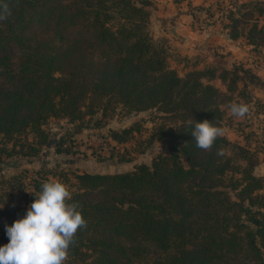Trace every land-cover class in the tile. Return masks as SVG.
<instances>
[{
  "label": "trees",
  "instance_id": "1",
  "mask_svg": "<svg viewBox=\"0 0 264 264\" xmlns=\"http://www.w3.org/2000/svg\"><path fill=\"white\" fill-rule=\"evenodd\" d=\"M143 7L133 0H0L3 143L33 155L28 134L44 136L49 118L75 122L119 108L161 114L148 143L170 151L131 172L75 175L78 189L68 196L41 179H33L31 193L14 180L21 199L0 208V247L11 255L10 246L55 236L53 249L66 253L61 264H264L261 183L249 163L238 168L242 179L227 176L238 170L228 153L248 154L221 126L227 76L240 77L212 69L180 76L153 40ZM257 33L264 39V28ZM216 78L226 93L212 84ZM38 194H53L56 208L38 205ZM61 215L72 219L61 225Z\"/></svg>",
  "mask_w": 264,
  "mask_h": 264
},
{
  "label": "rangeland",
  "instance_id": "2",
  "mask_svg": "<svg viewBox=\"0 0 264 264\" xmlns=\"http://www.w3.org/2000/svg\"><path fill=\"white\" fill-rule=\"evenodd\" d=\"M133 2L144 5L153 40L164 46L170 68L180 76L210 69L220 76L226 71L237 72L240 79L234 80L232 75L227 76L230 91L226 94L228 99L221 106L222 135L247 151L249 155H240L235 151L228 155L237 169L245 167L247 163L251 165L250 172L261 183L258 194L264 195V66L257 72L260 65L257 64L258 67L252 70L251 66L246 67L240 60L234 62L230 69L229 64L216 67L208 63L209 56H194L192 52H187L193 51L191 42L204 39L206 33L210 34L207 37L210 39L218 36V33H226L228 36L239 33L240 36L235 40L246 44L250 35L256 45L250 44L251 52L259 54L264 51V39H260L261 35L257 33L260 28H264V0ZM254 25L256 28L253 29ZM220 47L214 52L223 56ZM260 60L264 63V57H253L251 63ZM214 81L212 84L215 86ZM221 91L226 93V88ZM161 117L155 110L124 115L117 108L113 114L105 117L98 112L75 122H69L67 118H49L42 126L44 136L28 134L27 142L34 148L33 155H23V151H27L26 147L22 151L19 144L3 143L0 138V208L12 205L15 198H18L16 202L21 199L16 192L19 188L13 184L14 180H20L26 191L31 193L34 192L33 179H41L46 187H52L58 193L64 191V196H68L69 192L78 189L75 175L127 173L138 165H150L159 155H170L167 144L157 140L148 143L161 125ZM129 129H132L130 133H122ZM227 176L229 179H242L244 173L241 169H233L228 171ZM37 197L38 205L46 207L49 212L56 208L53 194L50 197L38 194ZM61 217V225L72 219L69 216ZM55 241L54 236L43 242L35 241L31 246L28 242L16 244L9 247L11 255L0 247V255L8 261H1L0 264H61L66 259V253L53 249Z\"/></svg>",
  "mask_w": 264,
  "mask_h": 264
},
{
  "label": "crops",
  "instance_id": "3",
  "mask_svg": "<svg viewBox=\"0 0 264 264\" xmlns=\"http://www.w3.org/2000/svg\"><path fill=\"white\" fill-rule=\"evenodd\" d=\"M209 35V33H206L204 34V39H197L196 41H192L191 46H193V51L190 50L187 52L189 54H191L192 52V55L194 56H196L195 54H199V56H209L208 63L214 64L216 65V67L217 65L221 66L229 64L228 67L230 69L233 67L234 62L241 60V62H244V65L246 67L251 66L252 70H255V67H258L257 64L260 65L261 68L256 69V71L260 72L262 70V67L264 66L263 60H260L259 62H256L254 64L251 63V60L253 59V57H264V51H261L259 54H254L251 52L252 46L246 44L241 40H232L226 33H218V36L214 37L213 39L207 38ZM217 47H220L219 49L221 50V54L223 56L216 55L214 50H216ZM256 55L258 56L256 57ZM214 84L220 90H224V86L221 84L218 78L215 79ZM262 98H264L263 95ZM253 101L256 102L257 99L254 98ZM240 138L241 137H239L237 140H239Z\"/></svg>",
  "mask_w": 264,
  "mask_h": 264
}]
</instances>
